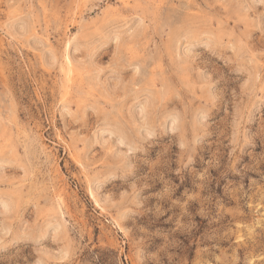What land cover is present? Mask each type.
I'll return each instance as SVG.
<instances>
[{
    "label": "rangeland",
    "instance_id": "obj_1",
    "mask_svg": "<svg viewBox=\"0 0 264 264\" xmlns=\"http://www.w3.org/2000/svg\"><path fill=\"white\" fill-rule=\"evenodd\" d=\"M0 264H264V0H0Z\"/></svg>",
    "mask_w": 264,
    "mask_h": 264
}]
</instances>
